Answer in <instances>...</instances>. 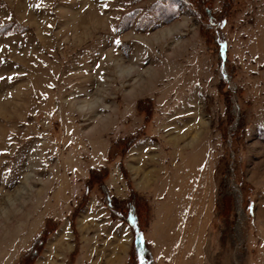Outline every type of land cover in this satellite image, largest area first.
<instances>
[{
    "label": "rangeland",
    "instance_id": "1",
    "mask_svg": "<svg viewBox=\"0 0 264 264\" xmlns=\"http://www.w3.org/2000/svg\"><path fill=\"white\" fill-rule=\"evenodd\" d=\"M212 10L217 31L187 0H0V264H19L47 220L34 264H92L78 221L101 194L94 186L78 209L85 183L107 166L112 196L136 192L132 148L108 161L136 132L177 144L180 174L159 207L176 222L194 203L187 264H264V0ZM146 100L150 120L136 106ZM221 181L234 193L227 218Z\"/></svg>",
    "mask_w": 264,
    "mask_h": 264
},
{
    "label": "crops",
    "instance_id": "2",
    "mask_svg": "<svg viewBox=\"0 0 264 264\" xmlns=\"http://www.w3.org/2000/svg\"><path fill=\"white\" fill-rule=\"evenodd\" d=\"M176 145L171 140L162 143L160 139L152 141L142 138L125 156L124 166L131 178L132 188L148 197L152 205V219L143 237L150 245L154 264H187V257L196 252L195 248H191L195 241L194 231L201 228L197 225V215L190 210V207H195L193 202H186L183 216L176 222L172 218L171 209L165 211L159 207L167 205L168 193L172 191L171 177L175 176V172L177 177L180 174V153L170 152L176 149ZM109 174L107 183L110 191L122 197L127 188H121L116 179L113 184L115 187L112 188V169ZM100 203L99 196L92 194L78 221V231L83 232L82 250L85 255L93 257L92 264H100V257L105 253L109 256L110 264H126L131 235L126 227L110 219L109 212Z\"/></svg>",
    "mask_w": 264,
    "mask_h": 264
},
{
    "label": "trees",
    "instance_id": "3",
    "mask_svg": "<svg viewBox=\"0 0 264 264\" xmlns=\"http://www.w3.org/2000/svg\"><path fill=\"white\" fill-rule=\"evenodd\" d=\"M201 14L206 23L208 31L219 29V19L212 10V0H187ZM178 4V3H177ZM2 30V29H0ZM3 32H0V36ZM218 47V46H217ZM137 110L144 113L146 120H150L153 106L150 100L138 102ZM142 133L136 132L126 138L117 140L111 144L108 153V161H112V148L119 150L120 154L127 153L141 138ZM114 159V158H113ZM123 170V169H122ZM108 167L90 169L89 178L85 183L83 197L78 207L81 208L89 198L90 191L97 186L101 194V202L110 213L113 220H118L126 226L132 236L130 258L127 264H153L152 256L148 243L145 241L144 230L149 226L151 219V209L148 201L143 196L130 190L127 198L119 200L112 196L108 188L104 185L103 180L108 174ZM234 193L221 181L217 194V209L221 216L228 217V212L233 203ZM55 224L47 220L42 230L33 240L32 245L22 256L19 264H34L39 258L49 236L54 231Z\"/></svg>",
    "mask_w": 264,
    "mask_h": 264
},
{
    "label": "snow or ice",
    "instance_id": "4",
    "mask_svg": "<svg viewBox=\"0 0 264 264\" xmlns=\"http://www.w3.org/2000/svg\"><path fill=\"white\" fill-rule=\"evenodd\" d=\"M116 44H117V45H119V44H120V41H119V40H117V41H116Z\"/></svg>",
    "mask_w": 264,
    "mask_h": 264
}]
</instances>
